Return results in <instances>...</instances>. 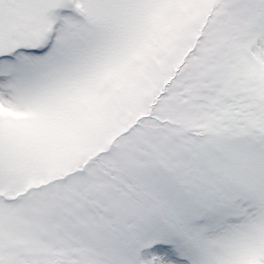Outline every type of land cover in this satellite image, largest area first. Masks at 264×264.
<instances>
[{
    "label": "snow or ice",
    "instance_id": "snow-or-ice-1",
    "mask_svg": "<svg viewBox=\"0 0 264 264\" xmlns=\"http://www.w3.org/2000/svg\"><path fill=\"white\" fill-rule=\"evenodd\" d=\"M0 264H264V0H0Z\"/></svg>",
    "mask_w": 264,
    "mask_h": 264
}]
</instances>
